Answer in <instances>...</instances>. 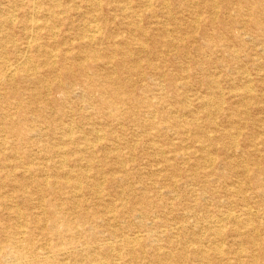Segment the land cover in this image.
I'll use <instances>...</instances> for the list:
<instances>
[{
    "label": "bare ground",
    "instance_id": "obj_1",
    "mask_svg": "<svg viewBox=\"0 0 264 264\" xmlns=\"http://www.w3.org/2000/svg\"><path fill=\"white\" fill-rule=\"evenodd\" d=\"M248 36L264 49V0L1 2L0 264H264V153L239 146L240 116L264 113V53L246 51ZM189 45L210 56L194 68L206 94ZM228 61L242 84L226 93L228 72L205 65ZM129 123L150 144L148 172L116 146ZM170 131L180 142L161 146ZM234 154L253 163L238 179L220 169Z\"/></svg>",
    "mask_w": 264,
    "mask_h": 264
},
{
    "label": "rangeland",
    "instance_id": "obj_2",
    "mask_svg": "<svg viewBox=\"0 0 264 264\" xmlns=\"http://www.w3.org/2000/svg\"><path fill=\"white\" fill-rule=\"evenodd\" d=\"M24 1H26V0H24ZM43 1L45 3H48L49 0H43ZM1 2L3 3V2H5V0H0V4H1ZM186 16H188V15H186ZM152 20H155V22L156 21L162 22V21H165L166 20V17L164 15H162L161 13H159V15L153 17ZM144 23H145V25H148L146 23V21ZM15 32L18 34V38H20V35H19L20 32H19L18 28L15 29ZM24 40H26V39L24 38ZM247 41H248V49H246L247 52H254L255 51V53L256 52H259L261 55H263L264 49H263V46H262L261 43H257L256 41H253L251 38H249V36L247 37ZM254 44L256 45V48L254 50H252V47L254 46ZM189 50H190V53H191L190 59L187 58V59H182V60H183V63H185L184 65H187L188 64L190 66L191 73H194L195 72V69H194L195 66H197L199 64V62L201 63L203 61V59L208 58L210 56H206V57H204V55L199 56L197 54V52L194 50V47L192 45H189ZM213 56H214V58H213L214 61L217 60V57L219 59H222L223 58L222 53H220V52H219V54H215ZM254 56H256V54H254ZM256 57H258V56H256ZM225 58H223V60H225ZM241 59H242L241 60V66H242L243 63H245V64L247 63L248 64L249 70L251 71V74H252V77H253V80H254V83L262 82L260 80H263V79H260V75L256 73V72H258V70L256 68H254V66H252V64H250L247 61V57L244 56V53H243ZM182 60L181 59H175L173 62H170L169 61V64L170 65H168V66L170 68V71L176 72L177 71V68H178L177 67V64H179V62H181ZM175 62H177V63H175ZM215 63H213V64L212 63L206 64L205 66H208L209 69L218 71V74L219 73H224L225 71L228 72V78H226V80H224L222 82L223 89L226 91V93H228L229 89L234 88V87L235 88L236 87H239V85L242 84L240 82V80H238L236 82H233V80H231L230 77H229V75L232 76V77L234 75H237L238 72H239V67L234 66L235 64H232V63L231 64H228L229 61L228 62H224L226 65H224L223 67L221 66V64H219V67H216V66H214V65H216ZM245 64H244V66H245ZM247 64H246V66H247ZM204 74L205 73L203 71L202 72L200 71V73H196L195 72L193 74V76L190 77L195 82V85L193 86V88L196 89L195 91H199L202 94H206L207 93V91H208L207 86L205 84H199V85H196V84H197V80H201L204 77L203 76ZM257 81H259V82H257ZM255 85H257V84H255ZM257 88H258L257 91L260 92L259 86ZM191 92H193V91H191ZM79 94H81V90L80 89H77V91H76V97H78ZM261 101H264V100H261ZM231 103L233 105H238L240 102H237V100H236L235 97L232 98V97H229V95H228L225 98L224 105L225 106H228ZM191 106L194 107L193 109H195V108H196V110L199 109V108H197L198 106H197V104L195 102L192 103ZM74 115H76V118L77 119L79 118V115L78 114H74ZM240 117H244V119H242V121L243 120H244V122L247 121V123H245V124H248V126H245L244 123L242 124L243 125V127H242L243 134L239 137L240 138L239 139L240 140L239 146L241 147L240 150L241 149H244V150L247 151L249 148L251 150H253L255 148V146H257V147H259L261 149V154H263L264 153V149H263L262 146H264V144L259 139H257L258 137H260L262 131L259 129V123L256 124V125H253L252 123H253V119H256V118L263 117V119H264V113H262V112H255V109H254L248 115L247 114H244V115L242 114ZM220 123L222 125H225L226 124V122H224V121L223 122H220ZM76 130L78 131V133H82V132L86 131V128H84V126H81L79 128H76ZM114 130L116 131L115 135L118 134L117 136H122V137L124 136V137H126V139H120L119 141H117L118 144L116 143L117 144L116 146H119V148L121 150H123V151L128 150V148L126 146H131V148H134L133 151L137 152L138 156L140 154H142V156H139V157H141V159L139 160V162H140V168L142 170H144V172H148L152 168L151 167L152 164H150L152 161H149V158H152V156H154V155H152V154L149 155L147 153L148 150L151 151V148L148 147V146H150L149 143H145L146 142L145 140L147 138H146V136L143 135V132H141L140 130H138L136 126H134V125H132L130 123L125 126L124 131H122V128H121L120 125H115ZM55 140H57V139L55 138ZM92 140H94V137L92 138ZM59 141H61V140H59ZM97 141H99V140H94V142H97ZM108 141L109 140L106 139V138L102 140V142H108ZM158 142H159V144H161V146L162 145L163 146H170L172 144V142L173 143L180 142V138H179V136L176 133H173V131H170L167 137H165V136L164 137L163 136L158 137ZM60 144L63 145V141H61ZM182 144L185 145V146H197L190 139H186ZM7 150L8 149L6 147L1 148L0 154H7V153H5V152H7ZM114 150H116V149H114ZM220 154L221 155H224V153L223 154L220 153ZM237 155L238 154L232 155L235 158L234 159V162L232 163L233 166L230 165L229 167H227V165H224V164H221L220 165V169L222 170V172H224L225 174H227L229 172L230 173V176L232 178H234V179H238V177H240L239 175H241L239 172H237V167H238L239 164H242L244 166L248 164V167H252L253 166L252 161H250L248 159L247 155L246 156H242V157H238ZM12 159H13L12 161L15 162L14 161L15 158L12 157ZM241 161H243L244 163L241 162ZM132 162H133V160H132ZM153 167H155V166L153 165ZM221 181L222 182L220 184L222 185L224 183L223 178H222ZM8 188L10 189V187H8ZM219 192H220L219 193L220 195L218 196V198H222L223 197V192H221V191H219ZM206 197H207L206 198V203L208 202L207 203L208 204L207 206H208V209H209L210 212H213L215 210L214 211L215 213L216 212L218 213V211L220 213V212H223L222 211L223 209H226L227 206H224L223 203L216 202V197H214V195L211 194L210 192L207 193ZM217 203H218V206H216ZM235 208L236 209H234V210L238 211V207L235 206ZM230 225L231 224L228 223V227H230ZM228 241H229V243H228ZM225 245H229V246L230 245H234V246L236 245V244L233 243V237L232 236H230V237H228L226 239Z\"/></svg>",
    "mask_w": 264,
    "mask_h": 264
}]
</instances>
